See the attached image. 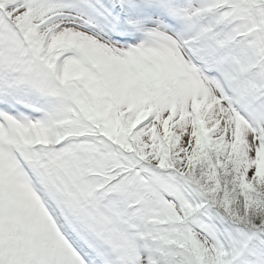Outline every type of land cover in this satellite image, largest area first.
Returning <instances> with one entry per match:
<instances>
[{
	"label": "snow or ice",
	"instance_id": "1",
	"mask_svg": "<svg viewBox=\"0 0 264 264\" xmlns=\"http://www.w3.org/2000/svg\"><path fill=\"white\" fill-rule=\"evenodd\" d=\"M0 264H264V0H0Z\"/></svg>",
	"mask_w": 264,
	"mask_h": 264
}]
</instances>
